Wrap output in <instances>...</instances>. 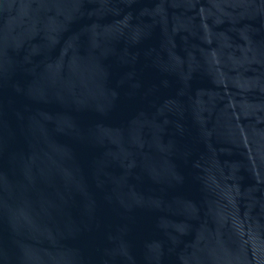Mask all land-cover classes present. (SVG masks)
Wrapping results in <instances>:
<instances>
[{
    "label": "water",
    "instance_id": "95a60500",
    "mask_svg": "<svg viewBox=\"0 0 264 264\" xmlns=\"http://www.w3.org/2000/svg\"><path fill=\"white\" fill-rule=\"evenodd\" d=\"M0 264H264V0H0Z\"/></svg>",
    "mask_w": 264,
    "mask_h": 264
}]
</instances>
